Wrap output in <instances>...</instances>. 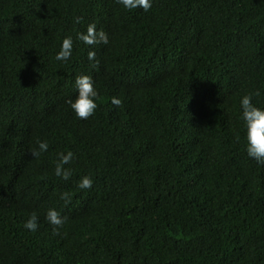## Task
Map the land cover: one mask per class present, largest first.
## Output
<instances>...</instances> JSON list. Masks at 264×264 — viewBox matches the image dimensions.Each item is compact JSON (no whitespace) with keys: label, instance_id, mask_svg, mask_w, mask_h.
<instances>
[{"label":"trees","instance_id":"trees-1","mask_svg":"<svg viewBox=\"0 0 264 264\" xmlns=\"http://www.w3.org/2000/svg\"><path fill=\"white\" fill-rule=\"evenodd\" d=\"M5 1L0 264H264V165L240 105L258 93L264 109V0ZM90 24L107 43L80 39ZM84 75L87 119L70 106Z\"/></svg>","mask_w":264,"mask_h":264},{"label":"clouds","instance_id":"clouds-1","mask_svg":"<svg viewBox=\"0 0 264 264\" xmlns=\"http://www.w3.org/2000/svg\"><path fill=\"white\" fill-rule=\"evenodd\" d=\"M5 2V0H0V4H4ZM118 2L126 9H134L139 6L147 11L151 7V0H118ZM76 22H79V18H77ZM95 28L96 26L94 24H90L87 29V34H81L80 39L86 44H93L96 42L107 43V36L103 32L96 33ZM71 48V37L65 38L55 58L57 60L66 61L71 55ZM88 58L89 60H93L94 53L90 52ZM75 85L78 90V95L74 101L70 102V106L78 118L87 119L97 108L96 99L98 93L93 87V81L90 76L84 75L77 77ZM256 94L258 93H249L242 96L240 105L242 109V119L247 128V155L258 164L264 165V109L257 108L251 103L252 96ZM113 103L118 105L120 101L113 99ZM38 147L40 151L47 150V142H39ZM33 155H36V153L34 152ZM71 157V152L60 154V163L57 164L55 169V174L57 176H62L64 179L68 178L69 172L64 170L62 165L67 164ZM92 183V179L85 176L78 184V187L82 189L89 188ZM66 195L67 194H65V197ZM48 219L53 225L59 226L62 223L58 213L54 210L49 211ZM24 227L33 231L36 229L37 223L35 215H32L25 222Z\"/></svg>","mask_w":264,"mask_h":264}]
</instances>
